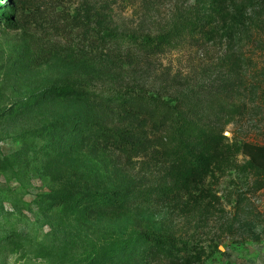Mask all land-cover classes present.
Listing matches in <instances>:
<instances>
[{"label": "rangeland", "instance_id": "rangeland-1", "mask_svg": "<svg viewBox=\"0 0 264 264\" xmlns=\"http://www.w3.org/2000/svg\"><path fill=\"white\" fill-rule=\"evenodd\" d=\"M243 142L264 146V0H0V264H264Z\"/></svg>", "mask_w": 264, "mask_h": 264}, {"label": "trees", "instance_id": "trees-1", "mask_svg": "<svg viewBox=\"0 0 264 264\" xmlns=\"http://www.w3.org/2000/svg\"><path fill=\"white\" fill-rule=\"evenodd\" d=\"M232 24L239 23L237 18H233ZM145 43H151L156 45H162L166 43L168 40V32L161 34L160 36L153 38L149 36L143 37ZM139 96V92H137ZM143 97V96H141ZM153 100L159 99L158 96L148 95ZM121 115H123L126 119L136 120L138 116V112L134 109L133 106L125 105L121 109ZM103 143L111 144L116 147L132 150L135 146L142 142L143 139V132L139 130V128H135L134 130L129 131L125 135L120 136H109V135H102L101 136ZM203 154H197L192 159V167H191V174L193 176H197L202 173L203 169L207 168L208 166L214 164L221 158L226 157V152L218 147L216 144H210L207 148H205ZM240 152L247 157L248 161L261 170L264 173V146L251 143V142H243L240 144ZM144 237L147 242L152 245L156 246H165L168 249L181 252L184 249L189 248V250H193L194 248L191 245H188L185 242H181L176 240L171 236H159L151 232H145Z\"/></svg>", "mask_w": 264, "mask_h": 264}]
</instances>
